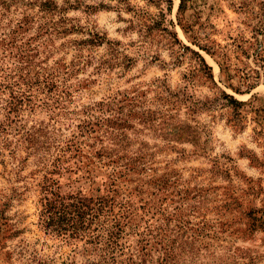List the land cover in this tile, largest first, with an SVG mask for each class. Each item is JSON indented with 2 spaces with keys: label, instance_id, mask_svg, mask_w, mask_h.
<instances>
[{
  "label": "rangeland",
  "instance_id": "obj_1",
  "mask_svg": "<svg viewBox=\"0 0 264 264\" xmlns=\"http://www.w3.org/2000/svg\"><path fill=\"white\" fill-rule=\"evenodd\" d=\"M0 264H264V0H0Z\"/></svg>",
  "mask_w": 264,
  "mask_h": 264
},
{
  "label": "trees",
  "instance_id": "obj_2",
  "mask_svg": "<svg viewBox=\"0 0 264 264\" xmlns=\"http://www.w3.org/2000/svg\"><path fill=\"white\" fill-rule=\"evenodd\" d=\"M177 37V35L175 36ZM178 40V38H176ZM179 41V40H178ZM184 48L189 49V47L184 46ZM211 57H214V53L206 48H202ZM195 53V52H194ZM202 65L206 68L211 77V67H209L204 58L198 54ZM239 92V90H235ZM223 93V99L227 100L226 106L231 108H239V106L244 105L243 102L236 99L234 96ZM136 163V159L131 158L129 163L133 161ZM45 198V203L43 205V212L41 213V226L46 233H53L58 236L70 234L73 238L79 237H89L97 244L105 245L107 249H115L118 246L120 239L121 228H118L119 219L114 218V226L103 227L102 234H93L91 226L93 221L99 216V212H103L104 207L108 202L105 197H98L94 199L93 197H88L81 192H77L69 195H62L61 193L47 192ZM117 227V230H116ZM102 229V228H101ZM97 235V236H95Z\"/></svg>",
  "mask_w": 264,
  "mask_h": 264
}]
</instances>
